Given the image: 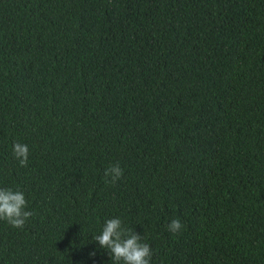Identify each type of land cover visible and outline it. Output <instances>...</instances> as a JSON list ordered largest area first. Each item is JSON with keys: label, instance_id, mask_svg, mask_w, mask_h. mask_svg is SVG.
Segmentation results:
<instances>
[{"label": "trees", "instance_id": "trees-1", "mask_svg": "<svg viewBox=\"0 0 264 264\" xmlns=\"http://www.w3.org/2000/svg\"><path fill=\"white\" fill-rule=\"evenodd\" d=\"M0 187V264H113L117 216L151 264H264V0H0Z\"/></svg>", "mask_w": 264, "mask_h": 264}, {"label": "clouds", "instance_id": "clouds-1", "mask_svg": "<svg viewBox=\"0 0 264 264\" xmlns=\"http://www.w3.org/2000/svg\"><path fill=\"white\" fill-rule=\"evenodd\" d=\"M12 153L21 167L29 162V146L20 141L13 142ZM124 174L119 162L110 164L103 173L106 184H116ZM27 200L23 191L11 187H0V220L6 221L14 228H23L25 222L33 215L27 210ZM184 227L179 218L168 224L171 233H178ZM101 248L107 249L113 264H151L152 249L144 242L140 233L124 226L120 217L105 220L99 234L92 235ZM90 255H95L93 251Z\"/></svg>", "mask_w": 264, "mask_h": 264}]
</instances>
